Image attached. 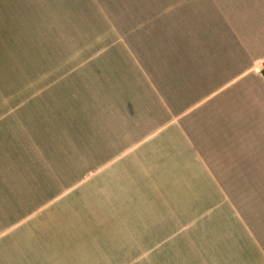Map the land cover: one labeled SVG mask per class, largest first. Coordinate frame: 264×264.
I'll return each instance as SVG.
<instances>
[{
  "label": "crops",
  "instance_id": "1",
  "mask_svg": "<svg viewBox=\"0 0 264 264\" xmlns=\"http://www.w3.org/2000/svg\"><path fill=\"white\" fill-rule=\"evenodd\" d=\"M263 67L264 0H0V264H264Z\"/></svg>",
  "mask_w": 264,
  "mask_h": 264
},
{
  "label": "rangeland",
  "instance_id": "2",
  "mask_svg": "<svg viewBox=\"0 0 264 264\" xmlns=\"http://www.w3.org/2000/svg\"><path fill=\"white\" fill-rule=\"evenodd\" d=\"M112 190H113V192L115 191V189H113V188H112ZM80 196H81V195H80ZM69 197L72 198V197H76V196H75V195L68 196V199L65 200V201H63L62 204H59V203L56 204V205L53 207V211H52V212H49V213L46 214V215L41 214L40 216L37 217V219H38V220H41V222L49 221L50 224H51V226L54 227V225H56V224L53 223V220L55 219V217L58 216V213L62 212V211L66 208L65 203H66L67 201H69ZM54 215H55V217H54ZM57 218L60 219L59 217H57ZM44 219H46V220H44Z\"/></svg>",
  "mask_w": 264,
  "mask_h": 264
},
{
  "label": "trees",
  "instance_id": "3",
  "mask_svg": "<svg viewBox=\"0 0 264 264\" xmlns=\"http://www.w3.org/2000/svg\"><path fill=\"white\" fill-rule=\"evenodd\" d=\"M262 73H263V75H264V67H263Z\"/></svg>",
  "mask_w": 264,
  "mask_h": 264
}]
</instances>
